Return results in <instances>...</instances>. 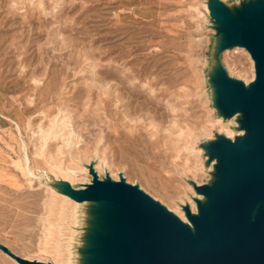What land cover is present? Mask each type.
I'll return each instance as SVG.
<instances>
[{
	"label": "rangeland",
	"instance_id": "374dc122",
	"mask_svg": "<svg viewBox=\"0 0 264 264\" xmlns=\"http://www.w3.org/2000/svg\"><path fill=\"white\" fill-rule=\"evenodd\" d=\"M210 1L0 0L1 243L27 259L82 263L88 205L75 211L50 190L90 182L77 158L175 215L196 204L201 194L187 186L214 179L204 145L245 132L215 106L211 74L221 66L244 84L254 78L244 47L219 51ZM63 168L67 180L55 177ZM0 264L18 263L0 251Z\"/></svg>",
	"mask_w": 264,
	"mask_h": 264
},
{
	"label": "water",
	"instance_id": "95a60500",
	"mask_svg": "<svg viewBox=\"0 0 264 264\" xmlns=\"http://www.w3.org/2000/svg\"><path fill=\"white\" fill-rule=\"evenodd\" d=\"M208 9L219 51L242 46L254 62L248 84L221 66L210 77L215 106L224 117L236 114L245 132L204 145L214 179L193 184L203 199H195V213L183 206L187 222L122 174L99 178L91 164L89 183L62 182L70 199L93 202L81 264H264V0L235 9L211 0ZM0 250L20 264H54L24 258L1 242Z\"/></svg>",
	"mask_w": 264,
	"mask_h": 264
},
{
	"label": "bare ground",
	"instance_id": "6f19581e",
	"mask_svg": "<svg viewBox=\"0 0 264 264\" xmlns=\"http://www.w3.org/2000/svg\"><path fill=\"white\" fill-rule=\"evenodd\" d=\"M249 55V54H248ZM252 62H253V60H252ZM254 77V72H252V78ZM213 112V111H212ZM209 114V113H208ZM215 115V114H214ZM237 120V119H236ZM216 122H217V126H219V128L221 129V128H223V126L224 125H227L228 126V128H229V122L230 121H228V122H224L223 121V119L222 118H217L216 120H215ZM231 132L229 131V132H227V134H230ZM233 133V132H232ZM241 133V132H240ZM231 137H233V136H231ZM198 144H199V142H198ZM203 148V147H202ZM201 152V151H200ZM204 152V151H203ZM195 154L196 155H199V150L197 151L196 150V152H195ZM96 155H98V153H96ZM75 158V157H74ZM192 158V157H191ZM25 159H26V161H28V157H25ZM76 159V158H75ZM91 160V159H90ZM99 160V159H98ZM201 160V159H200ZM199 160V161H200ZM76 162H79V163H81L80 164V168H81V170L80 171H83V172H86L88 169H87V165H88V163H89V160L86 162V161H84L83 159H81V158H77L76 159ZM94 162V161H93ZM100 162H101V160H100ZM204 162V161H203ZM98 163V162H97ZM200 163V162H199ZM202 163V162H201ZM100 164V163H99ZM99 164H94V169H95V171L99 174ZM101 165V164H100ZM198 165V164H197ZM205 166V165H204ZM201 167H203V165H201L200 166V168ZM25 168V171H26V174H29V175H34V173L32 172V170H31V168L30 167H28V166H26V167H24ZM101 168V167H100ZM199 168V167H198ZM197 168V170H200V168L198 169ZM176 171H178V169L176 168L175 169ZM196 170V169H195ZM69 171H71V169H68V168H63L62 169V171H61V173L60 174H55V177L58 179V177H60V178H62V179H64V180H67V173L69 172ZM187 171L185 170V171H181V172H179L180 174H182L181 175V178L182 179H184L185 177H184V175H185V173H186ZM108 173V172H107ZM210 173V172H209ZM46 175V174H45ZM105 175V174H104ZM110 175V177L112 178V176L113 177H115V175H113L112 173L111 174H109ZM112 175V176H111ZM35 176V175H34ZM180 176V175H179ZM44 177V176H43ZM103 177V176H102ZM184 177V178H183ZM34 178V177H33ZM119 178V177H118ZM194 178V177H193ZM190 179V178H189ZM60 180V179H59ZM119 180V179H118ZM195 182V181H194ZM70 183V182H69ZM189 183V182H188ZM73 187H74V185H73V183H70ZM75 184V183H74ZM187 184V183H186ZM196 184H198V183H196ZM202 184V183H201ZM188 185V184H187ZM187 188L191 191V192H193V185L191 186H187ZM50 190L56 195V196H58V197H60L61 198V200L63 201V200H65V199H69L70 200V202H71V204H72V208H73V210L75 209V208H77L79 205H81V204H87L88 206H87V211L90 209V205L91 204H93V202H88V201H85V202H76V201H74V200H72V199H70L67 195H65L64 193H58V192H56L55 190H53V189H51L50 188ZM192 195V194H191ZM199 196V195H198ZM57 197V198H58ZM187 197V200L188 201H190V198L188 197V196H186ZM198 198V197H197ZM199 198L202 200L203 199V196L202 195H200L199 196ZM193 199V198H192ZM183 202V201H182ZM184 203V202H183ZM186 204H188V203H186ZM190 206H191V211L193 212V213H195L196 211H195V205L193 204V202L192 201H190ZM180 208V207H179ZM75 211H76V209H75ZM176 213H177V215L183 220V221H186L187 222V219H186V217H185V215H184V211L182 212L181 211V209H178V207H176V210H174ZM79 212V211H78ZM75 213V212H74ZM79 217V216H78ZM76 220V219H75ZM77 221V220H76ZM80 222V221H79ZM72 224H74V223H72ZM77 225V224H76ZM72 233H74V232H72ZM71 233V234H72ZM74 235V234H73ZM72 238V237H71ZM72 240V239H71ZM73 241H75V240H73ZM82 242V241H81ZM69 244V243H68ZM81 244H84V243H81ZM68 247H71V246H68ZM74 247V246H73ZM1 251V250H0ZM2 252V251H1ZM73 253V252H72ZM5 254V253H4ZM69 256H68V259L70 260V255L71 254H69V253H67ZM81 254V253H80ZM7 255V254H6ZM82 255V254H81ZM8 256V255H7ZM74 258V257H73ZM72 258V259H73ZM12 259V258H11ZM14 260V259H13ZM15 261V260H14ZM15 262H17V261H15ZM18 263V262H17ZM72 263V262H71ZM18 264H20V263H18Z\"/></svg>",
	"mask_w": 264,
	"mask_h": 264
},
{
	"label": "crops",
	"instance_id": "0c3cea01",
	"mask_svg": "<svg viewBox=\"0 0 264 264\" xmlns=\"http://www.w3.org/2000/svg\"><path fill=\"white\" fill-rule=\"evenodd\" d=\"M1 116V115H0ZM2 118V119H1ZM5 119L3 117H0V124L4 123Z\"/></svg>",
	"mask_w": 264,
	"mask_h": 264
}]
</instances>
